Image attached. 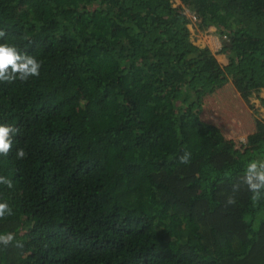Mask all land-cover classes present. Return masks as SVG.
Here are the masks:
<instances>
[{"label":"trees","instance_id":"16d2710c","mask_svg":"<svg viewBox=\"0 0 264 264\" xmlns=\"http://www.w3.org/2000/svg\"><path fill=\"white\" fill-rule=\"evenodd\" d=\"M188 4L226 34L227 63L170 0H0V43L42 61L0 82V124L20 129L0 156V233L23 244L0 245V264H264V194L241 182L264 132L208 114L228 84L264 87V0Z\"/></svg>","mask_w":264,"mask_h":264},{"label":"clouds","instance_id":"9594fccd","mask_svg":"<svg viewBox=\"0 0 264 264\" xmlns=\"http://www.w3.org/2000/svg\"><path fill=\"white\" fill-rule=\"evenodd\" d=\"M6 36V32L0 30V39ZM42 68V61L35 56L21 52L20 49L8 42L0 43V82H14L17 79L28 81L30 78L39 77ZM20 129L11 124H0V156H8L12 151L15 136ZM24 148H18L16 151L17 159L27 157ZM191 154L187 151L179 157V163H190ZM241 182L247 186V190L252 193L253 202L259 200L264 194V159L251 160L248 162ZM0 185L12 188L13 181L5 175H0ZM240 184L232 186L233 194L227 196L225 204L235 205L237 203L235 193L239 191ZM14 214L12 206L8 201H0V219H4ZM15 242L16 247H23L21 241L16 240L13 232L0 233V245L5 247Z\"/></svg>","mask_w":264,"mask_h":264},{"label":"rangeland","instance_id":"374dc122","mask_svg":"<svg viewBox=\"0 0 264 264\" xmlns=\"http://www.w3.org/2000/svg\"><path fill=\"white\" fill-rule=\"evenodd\" d=\"M170 1L172 4H180L179 0ZM184 5L186 7L185 12L189 18L188 26L194 42L199 45L210 46L216 53L219 61L225 64L226 54L218 52V50L222 45L223 38L227 37L226 34L222 36L213 26H202L201 16L196 12L194 7L188 4V0H185ZM223 91H226V95L220 101L221 107L219 109L222 110L216 115L208 114L214 118L223 121L226 120V127L232 126V130H230L233 133L232 136L235 135L241 139L247 138V133L250 132H264V103L262 102V98H264V87L254 89L247 96H242L241 92L232 95L231 84H228L226 90ZM216 96H218L217 93ZM209 111H213V109H209ZM236 121L238 124H234Z\"/></svg>","mask_w":264,"mask_h":264},{"label":"crops","instance_id":"0c3cea01","mask_svg":"<svg viewBox=\"0 0 264 264\" xmlns=\"http://www.w3.org/2000/svg\"><path fill=\"white\" fill-rule=\"evenodd\" d=\"M179 2H180V4H183L184 5V2H185V0H179ZM173 5H176V4H173ZM226 61V62H225ZM225 61H224V63H227V61H228V58H227V56L225 55ZM262 88V87H261Z\"/></svg>","mask_w":264,"mask_h":264}]
</instances>
